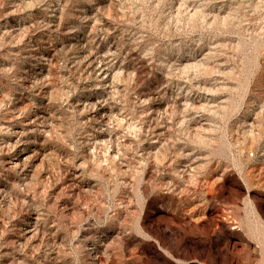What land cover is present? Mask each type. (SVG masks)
Segmentation results:
<instances>
[{"label":"rangeland","instance_id":"obj_1","mask_svg":"<svg viewBox=\"0 0 264 264\" xmlns=\"http://www.w3.org/2000/svg\"><path fill=\"white\" fill-rule=\"evenodd\" d=\"M0 264H264V0H0Z\"/></svg>","mask_w":264,"mask_h":264}]
</instances>
